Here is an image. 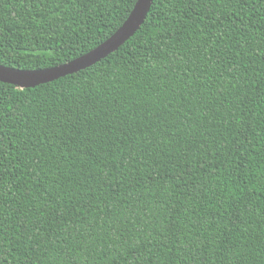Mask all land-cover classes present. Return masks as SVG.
I'll return each instance as SVG.
<instances>
[{"label": "trees", "instance_id": "1", "mask_svg": "<svg viewBox=\"0 0 264 264\" xmlns=\"http://www.w3.org/2000/svg\"><path fill=\"white\" fill-rule=\"evenodd\" d=\"M136 0H0V64L48 68ZM0 264H264V0H153L77 72L0 81Z\"/></svg>", "mask_w": 264, "mask_h": 264}, {"label": "water", "instance_id": "2", "mask_svg": "<svg viewBox=\"0 0 264 264\" xmlns=\"http://www.w3.org/2000/svg\"><path fill=\"white\" fill-rule=\"evenodd\" d=\"M153 0H136L123 23L103 42L64 63L40 69H21L0 64V81L20 88L34 87L84 69L115 51L143 23Z\"/></svg>", "mask_w": 264, "mask_h": 264}]
</instances>
